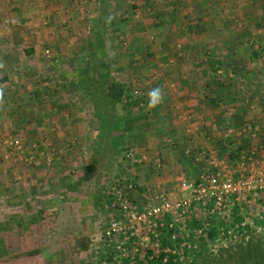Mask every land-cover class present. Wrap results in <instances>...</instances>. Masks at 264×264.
<instances>
[{
  "label": "rangeland",
  "instance_id": "374dc122",
  "mask_svg": "<svg viewBox=\"0 0 264 264\" xmlns=\"http://www.w3.org/2000/svg\"><path fill=\"white\" fill-rule=\"evenodd\" d=\"M30 47L34 52L27 56ZM260 48L264 0H0V77L7 75L5 69L12 72L8 83H0V223L10 216L27 219L52 204L63 210L62 224H50L57 230L54 241H48L51 233L44 238L40 227L32 235L33 245L42 249L39 264H122L126 259L138 264L148 251L157 258L164 241L181 250L182 241L162 232L147 233L149 220L139 218L140 210L181 196L184 179L227 175L244 182L264 175L260 142L259 152L244 148L236 161L228 159L229 152L219 155L221 147L258 140L264 131V53L251 56L252 49ZM2 53L13 57L6 62ZM92 61L98 71L127 83L142 100L141 110L126 111L118 104L113 112L107 105L113 125L104 116L100 126L86 84L102 80L81 82L82 68ZM43 80L54 87L41 109L36 101ZM182 84L196 88L195 98L214 100L222 118L217 127L226 129L217 154H205L207 163L200 168L169 164L171 148L182 145L177 134L184 126L168 115L171 98H181ZM156 87L163 89L164 100L149 110L147 93ZM229 98L239 100L228 104ZM13 101L18 103L14 107ZM43 111L48 131L42 134ZM57 115L65 116L60 127L53 124ZM175 150L182 162L183 155ZM130 152L143 162L133 165L127 158ZM88 167L92 170L84 176ZM73 186L78 190H71ZM113 197L128 199L136 218L114 210ZM237 207L245 219L236 224L235 236H223L216 253L210 251L212 242H203L195 262L229 264L226 260L236 254L241 260L234 264H264V192H252ZM113 217L139 235H110ZM194 219L191 214L187 219L191 229ZM58 229L66 234L59 236L67 238L65 251L58 248L65 243L57 239ZM10 235L13 255L21 249V237L17 231Z\"/></svg>",
  "mask_w": 264,
  "mask_h": 264
},
{
  "label": "built area",
  "instance_id": "2783aa9c",
  "mask_svg": "<svg viewBox=\"0 0 264 264\" xmlns=\"http://www.w3.org/2000/svg\"><path fill=\"white\" fill-rule=\"evenodd\" d=\"M16 144H19V141ZM127 158L133 165L143 162V159H137L131 152L128 153ZM253 178L244 182H236L233 177L227 175H206L195 181L184 179L179 187L181 196H175L173 199L163 198L159 203H150L141 209L142 215L139 218L145 222L149 220L147 233L162 232L170 235L173 241H182L181 250L177 246L170 247L168 243L157 258H155L154 251L146 252L143 258L147 253L151 259H158L164 254L163 264H175L180 261V264L183 262L194 264L203 242H212L210 244L212 247L209 246L210 251L216 253L221 246L223 236L230 238L235 236V230L229 223L232 221L236 205L240 204V201H246L252 192H264V175ZM111 204L114 210L121 209L123 214L129 217L132 214L136 218L128 199L123 201L120 198L118 201L116 197H113ZM190 214L199 224L194 229L187 226ZM219 218L225 219L228 227L221 226L217 238L213 241L208 234L213 226L210 219ZM109 225V234L112 236L129 232H132V236L139 235L137 229H126V225L115 217Z\"/></svg>",
  "mask_w": 264,
  "mask_h": 264
},
{
  "label": "trees",
  "instance_id": "16d2710c",
  "mask_svg": "<svg viewBox=\"0 0 264 264\" xmlns=\"http://www.w3.org/2000/svg\"><path fill=\"white\" fill-rule=\"evenodd\" d=\"M134 7V5H133ZM34 52V48L30 47L29 50H25L24 54H26L27 56L31 53ZM264 53V49L260 48V50H254L252 49L251 51V56L253 59H256L258 57H260L261 54ZM97 55V54H96ZM99 66H103L100 65V62L98 64ZM200 66V64H199ZM106 70L103 71H98L97 70V65H95L92 61V64L87 63L84 65V67L82 68V81L81 82H85V84L87 83V80L91 81L94 80L95 77L99 78V80L102 81H98L97 85L93 86L91 84H86L88 89L91 91L92 93V98H91V102L94 104V116L95 119H97L99 121V124L101 126V124L105 123L106 120L104 119V116L107 117L109 119V123L111 125H113V119H111V117L109 115L110 111L107 110V105H111L113 112L114 110L117 108L116 105L118 104H122L123 105V109L124 110H131L132 108H136L138 110H141V106H142V100L135 98V95L133 93V91L130 89L129 85L127 83L122 82H117L115 79H113L111 77L110 74H106L105 72ZM206 72V71H204ZM101 73V74H100ZM95 75V76H94ZM97 75V76H96ZM6 81H8V76L4 75L3 77H0V83L4 84ZM95 81V80H94ZM78 83V81H77ZM80 83V82H79ZM86 87V88H87ZM97 89V90H95ZM100 90V92L97 93V91ZM40 93H37V95H39ZM135 98V99H134ZM239 99H235V98H229L228 101H226V103L228 104H232V103H236L238 102ZM38 102H41V99L37 97V101H36V105H40V108L42 109V105L41 103L38 104ZM15 104L17 105L18 103H16V101L12 102V107L15 106ZM232 107L234 105H231ZM233 109V108H232ZM39 108L37 109V112ZM111 119V120H110ZM30 121V120H29ZM117 122V121H116ZM122 127H123V123H121ZM121 125H119V127L121 128ZM104 127V126H103ZM116 127V126H115ZM264 129V128H263ZM101 130L106 131L107 129L102 128ZM108 132H112V131H108ZM98 134L100 135V133L98 132ZM123 134L116 136L118 138L122 137ZM101 137V136H100ZM115 137V138H116ZM117 138V139H118ZM121 140V139H120ZM114 141V137L112 136L111 139V145L115 148L117 147L118 144L116 143H112ZM258 142H260V144L264 145V131H262L261 136L258 140H248L246 143H239L236 147L231 148L228 145L223 146L220 148L219 150V155L221 157H223V154H227L226 152H229L230 157L228 159L236 161L237 159H240V154L242 153L244 148H251L255 147V144H257ZM217 145H220L219 143H217ZM256 149L260 150L259 148V144L256 145ZM96 154L94 153L93 155V159L96 158ZM194 162H191L190 165H193ZM187 166H189L187 164ZM90 170H92L90 167H88V169L85 171L84 176H86L87 174H89ZM81 180L79 178H75L74 177V182L76 184H79ZM71 190H78L77 186H73L71 188ZM111 201V200H110ZM108 202V201H107ZM112 203V201H111ZM60 208H58V206L56 204H52L50 205V207H39L36 211H35V215H33L32 217H29L27 219H24V217L21 216H13V217H9L7 219V221H4L2 223H0V232H5L7 231L5 238H1L0 237V261L3 260L7 261V260H12L13 263H20L24 262V264H31V261H35V264H39L36 261L38 260V258L42 257V249L41 248H36V245H33V241H32V235H34L38 230L39 227L42 228L44 231V238L47 237L48 233H51V237H48V241H54L53 237H55V232H57L56 229L50 228V224H53V222H59V226L62 224V222H60L61 220V214H62V209L61 212L59 210ZM264 213V211H261ZM61 213V214H60ZM255 215V214H254ZM245 219V216L243 214H241V209L239 207H235L234 212L232 214V221L231 224L234 228V230H236V224H241L243 222V220ZM210 221L213 223V226L211 228V231L208 232L209 237L211 238V240H215L219 234V228L221 226L223 227H228V222L225 221V219L223 218H219L216 220L210 219ZM199 224L197 221H195L193 223V227H197ZM12 231H17V233H19L20 237H21V249L15 253H13V255H10V245L8 244V241L10 242V244H12L11 242V235L10 233ZM60 229H58V240L65 242L67 240V238L65 237L64 239H60L59 236H65L64 234L60 233ZM56 238V237H55ZM71 238V237H68ZM8 240V241H7ZM65 243L60 244V247L58 245V248L60 251H65ZM164 246L168 245V242L164 241L163 242ZM257 244L254 243L253 247L257 248ZM251 252L250 251L248 258L251 257ZM163 259H164V254H162L158 259H151L149 257V255H146L144 258H140L138 261V264H163ZM236 260H241L240 257H237L236 254L234 256H231L230 258H228L226 261L229 264H234V262L236 263ZM22 264V263H21ZM122 264H132L130 260L126 259L124 260V262ZM194 264H201L198 262H195Z\"/></svg>",
  "mask_w": 264,
  "mask_h": 264
},
{
  "label": "crops",
  "instance_id": "0c3cea01",
  "mask_svg": "<svg viewBox=\"0 0 264 264\" xmlns=\"http://www.w3.org/2000/svg\"><path fill=\"white\" fill-rule=\"evenodd\" d=\"M1 56H3L6 59V62H7V58L13 57L12 54H7V53H2ZM5 72L7 76L10 75L12 77V72L10 70L5 69ZM8 82L9 79L5 83ZM40 87H41L40 90H42L43 92L39 94L38 98L41 99V102H38V104L41 103L42 106H45L44 102H47L48 99H50L47 93L53 90L52 87H54V85L51 84L49 81L45 83L43 80ZM180 88H181V98L180 99H178L177 97H175L174 99L171 98L172 102L174 101L170 105L171 106L170 112H172V114H168V115L170 116L169 119L172 122L173 121L176 123L181 122V124L184 126L180 130L179 134H177L180 137L179 142H181L182 145L176 144L175 146L172 147L174 149L171 148V151L173 150L170 156L172 161L170 160L169 164L173 167H176L177 165L179 168L180 164L182 165L183 163L189 164V162L191 164V162H194L193 165H195L197 168H200L206 165L207 163V161L205 160V154L208 156L210 155L211 157L213 156L214 153L217 154L218 152L217 142L218 140L222 139L220 137L226 132V129L222 130L223 132H220V129H218L217 127L218 124L216 122H218L222 118L220 117V112L218 108L213 102L214 100L207 99L205 95H203V97L195 98L196 95L194 94V90H196V88L193 89V87L190 85L186 86L182 84ZM170 89H172V87ZM186 90L187 92L184 93ZM234 106H236V104ZM178 109H180V112L178 111ZM43 113L45 112L44 111L42 112L43 124L41 125L40 128L41 130H43L42 134L48 131L46 128L47 125H46L45 115ZM64 117H65L64 115L54 116L53 124H57V127H60L58 125V122L60 123ZM66 121L68 120L66 119L65 122ZM54 131H56V128H54ZM232 133L234 132L232 131ZM59 134H60L59 132L54 133V135H59ZM177 135H175V137H177ZM174 141L176 140L174 139ZM164 144L168 145V143H164ZM260 146L262 145H259V148H262ZM254 148L252 151L253 154L255 152L260 151L258 149L254 150ZM175 149H179L180 153L183 155L181 157L183 159L182 162L177 160L178 157H176L175 154L178 151ZM189 149H193L191 152L192 154H190V156H188L187 154V152H189ZM196 152H199L200 155L198 157L196 156L197 158L194 159V154ZM158 160L159 159H156V161Z\"/></svg>",
  "mask_w": 264,
  "mask_h": 264
},
{
  "label": "clouds",
  "instance_id": "9594fccd",
  "mask_svg": "<svg viewBox=\"0 0 264 264\" xmlns=\"http://www.w3.org/2000/svg\"><path fill=\"white\" fill-rule=\"evenodd\" d=\"M110 19L111 18H109V22H110ZM147 96H148L147 108L149 110L157 107L164 100V92H163V89L160 87L151 89L147 93Z\"/></svg>",
  "mask_w": 264,
  "mask_h": 264
}]
</instances>
